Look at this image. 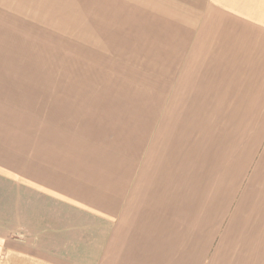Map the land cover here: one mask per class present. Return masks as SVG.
<instances>
[{"label": "rangeland", "instance_id": "rangeland-1", "mask_svg": "<svg viewBox=\"0 0 264 264\" xmlns=\"http://www.w3.org/2000/svg\"><path fill=\"white\" fill-rule=\"evenodd\" d=\"M184 3L0 0V130L27 129L52 212L124 233L123 264H209L262 187L259 75L194 40Z\"/></svg>", "mask_w": 264, "mask_h": 264}, {"label": "crops", "instance_id": "crops-1", "mask_svg": "<svg viewBox=\"0 0 264 264\" xmlns=\"http://www.w3.org/2000/svg\"><path fill=\"white\" fill-rule=\"evenodd\" d=\"M184 4L185 30L191 24L199 36L194 40L222 43L208 49L228 52L216 56L246 58L256 68L258 97L251 104L264 106V0H185ZM260 116L255 121L262 129L254 137L264 139V113ZM261 150L264 153V141ZM259 181L262 187L255 198L249 196L246 209L225 222L226 235L216 238L215 250L207 255L209 264H264V174ZM30 186L27 129L0 130V264H123L119 258L104 257L112 249L119 257L123 232L115 231L114 244L92 241L90 227L64 221L63 214L49 209L47 196Z\"/></svg>", "mask_w": 264, "mask_h": 264}]
</instances>
